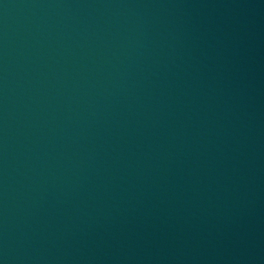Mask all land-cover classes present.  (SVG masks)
<instances>
[{
	"label": "water",
	"instance_id": "water-1",
	"mask_svg": "<svg viewBox=\"0 0 264 264\" xmlns=\"http://www.w3.org/2000/svg\"><path fill=\"white\" fill-rule=\"evenodd\" d=\"M0 264H264V0H0Z\"/></svg>",
	"mask_w": 264,
	"mask_h": 264
}]
</instances>
